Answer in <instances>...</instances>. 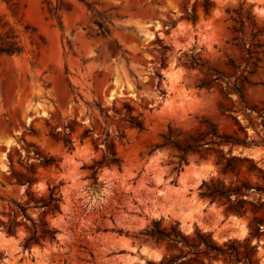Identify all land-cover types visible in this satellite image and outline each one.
<instances>
[{
  "label": "rangeland",
  "instance_id": "1",
  "mask_svg": "<svg viewBox=\"0 0 264 264\" xmlns=\"http://www.w3.org/2000/svg\"><path fill=\"white\" fill-rule=\"evenodd\" d=\"M14 1L17 16L4 0L0 13L26 50L0 57V264L157 263L165 246L142 234L154 221L244 244L255 216L264 219V194L254 191L264 186V0ZM57 6L59 14L50 10ZM169 127L180 140L208 129L219 138L210 135L180 169L178 153L158 147ZM107 133L121 164L101 168L94 184L88 166L102 159ZM51 157L58 167L40 166ZM233 157L234 172L222 173ZM23 177L36 180L37 196L61 185V213L47 218L58 242L25 249V228L4 229L28 200ZM212 181L252 189L233 204L212 202L202 195ZM248 246L264 264V234Z\"/></svg>",
  "mask_w": 264,
  "mask_h": 264
},
{
  "label": "trees",
  "instance_id": "2",
  "mask_svg": "<svg viewBox=\"0 0 264 264\" xmlns=\"http://www.w3.org/2000/svg\"><path fill=\"white\" fill-rule=\"evenodd\" d=\"M10 11L14 16L18 15L19 5L14 0H4ZM84 2V0H79ZM205 12L208 14L209 6H205ZM55 14H59L62 8L59 6L52 7L50 9ZM238 23L241 28L245 24V18L242 13H238ZM101 30L107 31L106 26L103 22H97ZM29 33V28H27ZM234 33L244 34V31L234 29ZM258 31L257 34H260ZM41 39V43L35 37ZM252 37L255 41L257 35L253 34ZM31 43L33 46L40 48L44 40L36 34V31L30 35ZM260 44L253 43L251 48L247 51L249 55H256L258 52L253 51L259 49ZM26 50L19 34L14 27L6 20V18L0 13V57L1 56H17L22 55ZM209 75V73H207ZM211 75V74H210ZM131 127L143 131L145 129L144 123L138 121L136 118H131ZM72 131V129H70ZM73 132V131H72ZM71 132V133H72ZM92 131L86 130L84 132V138L90 136ZM210 135L213 138H219L216 132L210 133V130L201 132L198 136H190L189 140H180V135L176 133V130L172 127L168 128V131L162 135V143L158 146L161 148L171 149L178 153L180 169L182 164L188 161L190 155L200 153L199 149L210 145ZM110 133L106 134L104 140L106 149L101 160L94 161V163L88 166L91 171V179L94 184H98V173L104 166H120L121 160L118 156L116 146L113 142L109 141ZM230 139V138H229ZM65 146L69 150H73V141L69 134H65V138L62 139ZM97 140H93L96 144ZM213 142V140H212ZM215 143V142H213ZM222 143L230 144L229 140H224ZM236 144V143H232ZM96 146V145H95ZM98 148V146H96ZM240 161L237 158L226 159V164L222 167V173L227 174L228 172H234V163ZM40 166L44 168L58 167L57 161L54 158H43L40 162ZM264 180V178H263ZM35 179L32 177H23L19 183L23 186H27L26 194L28 200L24 204H16L17 209L10 215L12 218L7 222L3 223L4 229L8 235L15 236L20 228H25L28 231L27 237L24 239L23 247L30 249L33 245H42L43 243H54L58 242L57 233L58 231L52 228L47 220L48 216H56L61 213V203L63 196L59 185L49 186L48 194L37 196L33 191V185ZM205 188V192L202 194L204 197L210 199L212 202H224L225 204H233L237 202L240 197L244 196V190H250L248 184L239 182L227 186L223 183L215 182H204L202 185ZM255 192L264 194V186L256 185L254 188ZM234 200V201H233ZM252 205V204H250ZM238 210L233 206L229 207L228 210L237 214L245 215L248 210L241 208ZM30 210L38 211V219H35L30 213ZM30 221L31 226L27 224ZM180 224L172 225L171 227H164L160 221H154L150 226L146 227L143 231L148 239L158 246H165L166 255L163 259L157 263L148 262V264H206L204 259L208 260V264H260L257 259V248L256 246H248L253 238L260 239L264 234V219L255 216L250 224V238L245 239L244 244L238 241L229 240L222 245H218L210 239V235L202 234L200 231L196 233V236H185L179 229ZM263 227V229H261ZM1 259V255H0Z\"/></svg>",
  "mask_w": 264,
  "mask_h": 264
}]
</instances>
